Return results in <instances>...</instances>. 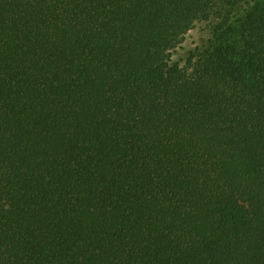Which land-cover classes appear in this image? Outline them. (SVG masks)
I'll return each mask as SVG.
<instances>
[{"label":"trees","instance_id":"16d2710c","mask_svg":"<svg viewBox=\"0 0 264 264\" xmlns=\"http://www.w3.org/2000/svg\"><path fill=\"white\" fill-rule=\"evenodd\" d=\"M0 264H264V0H0Z\"/></svg>","mask_w":264,"mask_h":264},{"label":"rangeland","instance_id":"374dc122","mask_svg":"<svg viewBox=\"0 0 264 264\" xmlns=\"http://www.w3.org/2000/svg\"><path fill=\"white\" fill-rule=\"evenodd\" d=\"M204 25L198 24L194 29L190 30L182 44L175 50L174 58L184 61L190 49L194 48L205 35Z\"/></svg>","mask_w":264,"mask_h":264}]
</instances>
